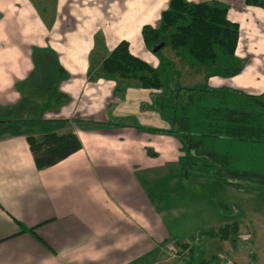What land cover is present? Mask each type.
I'll use <instances>...</instances> for the list:
<instances>
[{
    "label": "crops",
    "instance_id": "0c3cea01",
    "mask_svg": "<svg viewBox=\"0 0 264 264\" xmlns=\"http://www.w3.org/2000/svg\"><path fill=\"white\" fill-rule=\"evenodd\" d=\"M18 1L0 0V264H215L222 258L239 264L230 238L207 237L222 245L214 251L206 243L200 262H195V249L173 232L166 216L172 222L192 209L193 201L225 214L219 197H190L194 187L203 182L228 185L234 198L241 183L220 176L209 181L203 175L211 162L194 159L192 148L179 137L182 133L191 143L187 132L156 108L153 98L160 90L120 80V94L117 80L88 75L121 40L157 67L158 58L145 47L141 28L157 26L169 0H55L48 28L30 0L16 5ZM219 1L228 5V18L239 24L236 53L244 59L238 53L241 22L231 16L229 3ZM243 7L264 17L259 7ZM99 16H104L100 28ZM45 49L66 73L56 85L67 99L41 112L21 109L24 98L38 104L46 99L31 80L35 53ZM246 61L241 75L228 83L211 77L208 85L257 93L246 90L254 84L238 80L255 81L256 66ZM49 132H72L82 145L55 165L37 169L27 136ZM196 141L205 149L200 152L211 151L210 140ZM235 217L226 225L238 223ZM171 249L187 260L172 257Z\"/></svg>",
    "mask_w": 264,
    "mask_h": 264
},
{
    "label": "trees",
    "instance_id": "16d2710c",
    "mask_svg": "<svg viewBox=\"0 0 264 264\" xmlns=\"http://www.w3.org/2000/svg\"><path fill=\"white\" fill-rule=\"evenodd\" d=\"M244 3L264 11V0H244ZM228 9V5L219 0H169L167 8L161 12L159 24H144L141 28L145 47L158 58L157 67L134 55L129 42L121 40L96 70L89 69V78L117 80L115 89L120 94L124 90L120 80H136L141 88L160 90L153 98L156 108L172 118L178 128L185 130L190 141L210 140L211 150L215 153L214 143L224 142L231 146L235 143L264 144V100L242 89L208 85L211 77L235 78L241 75L245 66V60L236 53L239 24L228 18ZM165 47L176 51L188 67L202 70L204 81L191 87L181 86L180 71L174 61L163 54ZM65 76L52 51H37L31 80L45 93L46 99L38 104L24 98L20 108L41 112L53 103L66 100V95L59 93L56 85ZM27 142L37 169L55 165L82 145L72 132L27 136ZM241 157L235 154L237 161H245ZM241 163L232 166L233 169L240 167L242 170ZM250 170L264 177L263 165L244 167L242 171ZM220 209L227 211L223 205ZM237 229V224L225 225L201 235L226 240L237 233ZM181 246L185 248L187 245Z\"/></svg>",
    "mask_w": 264,
    "mask_h": 264
},
{
    "label": "rangeland",
    "instance_id": "374dc122",
    "mask_svg": "<svg viewBox=\"0 0 264 264\" xmlns=\"http://www.w3.org/2000/svg\"><path fill=\"white\" fill-rule=\"evenodd\" d=\"M54 1L55 0H30L37 15L40 16L47 28L50 26L54 15ZM224 1L229 3L232 7L231 16L239 19L241 22L242 29L238 53L245 60L247 59L246 63L249 66L252 63L256 66L254 74L255 81L242 80V78L238 80L243 81L245 84H251V86L254 84L255 87H246V90L251 92L256 91L257 93L254 94L259 95L260 98L264 100V17L250 13L251 11L243 7L244 0ZM24 2L25 0H21V2L18 1L16 5H21ZM260 10L263 9L260 8ZM101 19L97 20L99 28L104 25V16ZM163 54L176 62V66L180 71L179 82L181 86L191 87L202 82V70L188 67L186 63L176 55V51L172 50L170 47H165L163 49ZM222 79L224 82L228 83V78ZM11 115L16 116L17 114L11 113ZM181 134H179V137L192 148L191 154L194 159L196 157H203L208 158L207 160L211 162L212 165H210L209 169H205L203 172L205 177H209V181L214 180L215 177L218 176L230 180L235 179L241 183L242 191L235 193L236 196L231 198L229 196L230 190L227 188L228 185L217 188L212 182H203V185L199 184L198 187H194L193 193L188 195H190V197L193 195L198 197L199 195V200L200 196L202 199L207 195H209L210 198L211 196L219 197L220 199L218 202L227 207V211H223L225 214L217 212L210 206L206 210L205 205L204 207H200L202 206L201 203L195 202L192 199L195 203L192 209L188 207L183 212L178 213L179 216H177L175 220H172V222L170 216H166L167 224L172 227L171 229L177 236H183L188 240L198 254L197 256L195 254V262H200V253L201 250L206 249V243H210V250H216L222 245L218 240H208V238L201 235V233L210 229L216 230L219 228L217 226L223 227L232 222L236 215L235 219H239L238 223L233 222L229 225L239 224L240 229H237V233L230 235L228 242L237 253V262H239V264H264V228H262V224H264V190L262 189V187H264V177L261 174L255 173V171H242L244 167L264 166V144L235 143L231 146L222 142L221 144L214 143L213 146L216 148L214 149L216 153L212 150L200 152L198 149H203V144L197 145V142H187L185 137ZM235 154L239 157L244 155L241 158H244L245 161L241 159L237 161L235 159ZM259 158L261 159L259 160ZM239 161L242 162V170L240 167L238 170H234L232 166L237 165V163L240 164ZM204 162L205 161H203L202 164H204ZM250 251L252 255H249ZM215 255L219 256L218 253H215ZM217 262L218 260L214 263L217 264Z\"/></svg>",
    "mask_w": 264,
    "mask_h": 264
},
{
    "label": "built area",
    "instance_id": "2783aa9c",
    "mask_svg": "<svg viewBox=\"0 0 264 264\" xmlns=\"http://www.w3.org/2000/svg\"><path fill=\"white\" fill-rule=\"evenodd\" d=\"M170 255L172 257L184 258L185 260H187L185 256L178 254V252L174 249L170 250ZM249 255H252V252H249ZM218 262H217V264H234V262L228 258H222Z\"/></svg>",
    "mask_w": 264,
    "mask_h": 264
}]
</instances>
